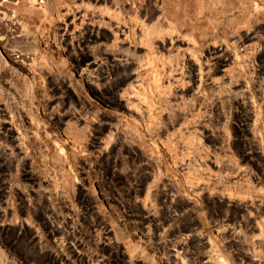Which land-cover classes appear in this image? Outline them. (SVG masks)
I'll use <instances>...</instances> for the list:
<instances>
[{
    "label": "rangeland",
    "instance_id": "1",
    "mask_svg": "<svg viewBox=\"0 0 264 264\" xmlns=\"http://www.w3.org/2000/svg\"><path fill=\"white\" fill-rule=\"evenodd\" d=\"M128 239L264 264V0H0V240L25 264H148Z\"/></svg>",
    "mask_w": 264,
    "mask_h": 264
},
{
    "label": "bare ground",
    "instance_id": "2",
    "mask_svg": "<svg viewBox=\"0 0 264 264\" xmlns=\"http://www.w3.org/2000/svg\"><path fill=\"white\" fill-rule=\"evenodd\" d=\"M84 17L81 16H77L75 19L73 18L72 19V22H70V24L72 25L73 22H78L83 19ZM84 21V20H82ZM89 23V22H88ZM90 25V24H89ZM89 28V27H88ZM90 29H88L89 31ZM92 30V29H91ZM95 31V30H94ZM100 34V33H99ZM89 35V34H88ZM98 35V34H97ZM91 36V35H90ZM100 36V35H99ZM90 38V37H89ZM103 36L101 37H97V39H102ZM93 39V38H92ZM175 48V47H173ZM172 48V49H173ZM217 54H219L218 52H221L220 50H217L216 51ZM219 58V57H218ZM223 58V57H221ZM91 59V58H90ZM93 61V60H92ZM220 61V59H219ZM222 62V60H221ZM81 63V62H80ZM88 63V62H87ZM220 63V62H219ZM65 64V63H64ZM89 67H98L97 69L99 70V65L95 62L93 63H90L88 65ZM223 66V65H221ZM93 70V69H92ZM96 70V69H94ZM97 70V71H98ZM192 70V69H191ZM96 71V72H97ZM100 71V70H99ZM98 71V72H99ZM94 73V72H93ZM72 75V74H71ZM70 75V76H71ZM192 75V74H190ZM189 75V76H190ZM199 76V75H198ZM198 76H196L195 74L192 75L191 77V80L192 82L194 83V81L196 82V77L198 78ZM78 77V76H77ZM80 83V82H78ZM80 85V84H78ZM81 89L85 92V94H87V96L89 97V99H92L94 95L92 90L89 88V86L93 87L92 84H90L89 86H85L84 84H81ZM192 87L193 86H190L188 87L187 90H192ZM95 88V87H93ZM95 89H93L94 91ZM97 91V90H96ZM92 97V98H91ZM96 99V98H95ZM95 99H92V100H95ZM91 100V101H92ZM104 104V103H103ZM101 107H103V105H101ZM107 107V104L105 105V109ZM108 110V109H107ZM116 113V112H115ZM79 189L80 190H83L84 187L83 185H79ZM89 192L91 193V196L90 198L93 200H95V203L97 204V207L99 208L100 210V215L102 217L101 220V226H102V230H104L105 234L108 235V236H111L112 234V225L113 224L115 227V230L117 233H119V235H122L124 237H126V231H125V228H123V224L120 220H118L116 217H115V212H114V209L112 208V206L109 204V199L107 197V194H105L102 190V188L94 181H91L89 182ZM85 203L86 206L90 207V204L91 202H89L88 200H86L85 198H83L82 200V203ZM100 218V217H99ZM106 219H109V221ZM206 221V220H205ZM111 223V224H110ZM207 224V223H206ZM193 241V240H192ZM114 245H116V242H114ZM118 245V244H117ZM120 245V244H119ZM181 246V245H179ZM126 249L127 251L130 253L131 255V263H138V261L140 260H145V261H148L149 263L148 264H163L156 256L155 254H150L149 252L146 251V249L144 248V246H142L141 242L140 241H136V240H132V239H128L127 241V244H126ZM126 249H123L122 252L123 254L126 256V252L125 250ZM176 257V256H175ZM66 260V258H65ZM68 260V259H67ZM66 260V261H67ZM128 262V261H126ZM125 262V264H126ZM55 263H58V261L56 260ZM68 263V261H67ZM0 264H25V262L21 261V259L15 254L12 250H10V248H8L7 246H5L2 241L0 240ZM105 264V263H104Z\"/></svg>",
    "mask_w": 264,
    "mask_h": 264
}]
</instances>
